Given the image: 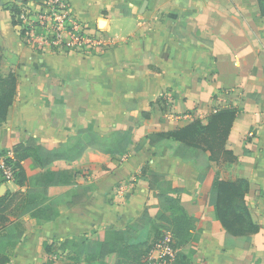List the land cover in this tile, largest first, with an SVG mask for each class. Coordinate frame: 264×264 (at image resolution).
<instances>
[{
  "label": "crops",
  "instance_id": "crops-1",
  "mask_svg": "<svg viewBox=\"0 0 264 264\" xmlns=\"http://www.w3.org/2000/svg\"><path fill=\"white\" fill-rule=\"evenodd\" d=\"M22 1L0 0L1 73L17 78L15 101L0 120L3 156L15 157L30 137L74 143L85 128L105 137L131 129L133 142L122 155L88 150L76 162L44 169L65 171L73 185H93L94 194L86 204L61 205L49 223L10 217L21 237L8 249V264H68L71 254L60 250L65 241L108 226L124 229L145 209L155 216L157 193L143 171L165 176L164 188L186 190L179 200L195 219L192 264H264V17L258 0H67L99 44L87 52L27 44L11 10ZM185 113L190 122L175 119ZM230 113L228 136L211 146V167L220 180L249 184L245 200L260 227L249 249L226 246L225 230L208 216L212 178L201 184L192 163L161 156L157 147L160 134L193 122L207 127ZM23 167L27 178L37 174L32 159ZM25 190L0 177V197Z\"/></svg>",
  "mask_w": 264,
  "mask_h": 264
},
{
  "label": "trees",
  "instance_id": "trees-1",
  "mask_svg": "<svg viewBox=\"0 0 264 264\" xmlns=\"http://www.w3.org/2000/svg\"><path fill=\"white\" fill-rule=\"evenodd\" d=\"M258 2L264 17V0ZM11 10L14 16L18 13L17 6H12ZM1 59L0 45V120L5 121L17 94V78L14 74L7 77L2 75ZM234 117L233 113L219 114L210 126L193 122L178 131L160 134L157 147L161 156L192 163L199 172L201 184L212 178L208 216L225 230L226 246L249 249L252 236L260 231L245 200L249 184L245 180H220L211 167V161L216 156L211 146L218 137L223 139L228 136ZM132 142L131 129L105 137L86 128L78 132L76 141L71 144L34 137L23 142L15 151V183L26 187V190L7 192L0 197V264L10 262L8 249L17 244L21 237L17 222H11L10 217L19 220L30 215L39 225L49 223L59 217L61 205L70 209L86 204L94 194L93 185H72L67 172L43 173L44 169L59 161L76 162L88 150L122 155ZM208 151L211 152L210 156ZM4 154L0 151V157ZM29 159L35 162L38 171L27 178L23 163ZM142 179L148 183L151 191L157 193L156 202L152 204V208L157 209L155 216L145 209L135 222L124 229L108 226L93 237L82 236L77 240L65 241L60 250L71 254L68 264H150L151 251L163 239L165 232L173 234V246L179 250L175 264H192L195 219L186 214L179 200L186 190L183 187L164 188L167 180L163 175L147 176L143 171Z\"/></svg>",
  "mask_w": 264,
  "mask_h": 264
},
{
  "label": "built area",
  "instance_id": "built-area-1",
  "mask_svg": "<svg viewBox=\"0 0 264 264\" xmlns=\"http://www.w3.org/2000/svg\"><path fill=\"white\" fill-rule=\"evenodd\" d=\"M16 6L18 34L29 45L39 49L47 46L70 52H87L90 47L96 48L99 45L89 27L72 12L67 0H23ZM164 97L169 96L165 94ZM175 119L191 120L188 114L178 115ZM0 177L4 183H15L14 156L0 157ZM173 244V234L165 232L163 239L151 251L150 264H175L179 250Z\"/></svg>",
  "mask_w": 264,
  "mask_h": 264
},
{
  "label": "rangeland",
  "instance_id": "rangeland-1",
  "mask_svg": "<svg viewBox=\"0 0 264 264\" xmlns=\"http://www.w3.org/2000/svg\"><path fill=\"white\" fill-rule=\"evenodd\" d=\"M185 114L190 115V118H191V113H185ZM188 122H190V120H188ZM69 183L73 185V184L76 183V181L75 180H69ZM52 252H53L54 255L56 254V253H54V251H52Z\"/></svg>",
  "mask_w": 264,
  "mask_h": 264
}]
</instances>
